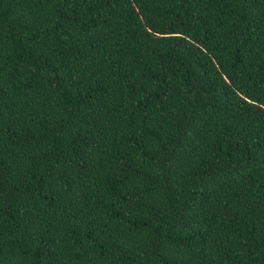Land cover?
Instances as JSON below:
<instances>
[{"label": "trees", "instance_id": "1", "mask_svg": "<svg viewBox=\"0 0 264 264\" xmlns=\"http://www.w3.org/2000/svg\"><path fill=\"white\" fill-rule=\"evenodd\" d=\"M0 264H264V0H0Z\"/></svg>", "mask_w": 264, "mask_h": 264}]
</instances>
